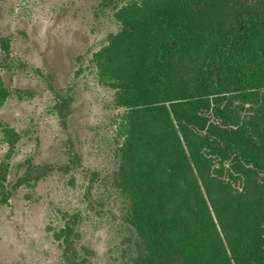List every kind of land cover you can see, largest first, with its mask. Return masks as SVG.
<instances>
[{
  "label": "trees",
  "instance_id": "obj_1",
  "mask_svg": "<svg viewBox=\"0 0 264 264\" xmlns=\"http://www.w3.org/2000/svg\"><path fill=\"white\" fill-rule=\"evenodd\" d=\"M117 1L126 2L122 28L93 61L100 82L115 90L114 104L127 111L116 168L104 179L132 233L124 264H264V0H101ZM11 60L10 38L0 36V68ZM10 95L0 74V108ZM0 128L9 144L1 206L44 173L32 176L27 159L25 172L7 183L21 134L1 120ZM90 172L97 181V169ZM226 174L259 193L246 218L241 201L227 202ZM225 208L232 216H223ZM73 232L66 223L54 234L68 245Z\"/></svg>",
  "mask_w": 264,
  "mask_h": 264
},
{
  "label": "rangeland",
  "instance_id": "obj_2",
  "mask_svg": "<svg viewBox=\"0 0 264 264\" xmlns=\"http://www.w3.org/2000/svg\"><path fill=\"white\" fill-rule=\"evenodd\" d=\"M125 3L0 0V36L10 38L12 57L9 68H0L11 91L0 120L21 134L9 159L7 183L25 172L27 159L34 164L32 176L44 173L0 206V264L125 263L132 233L119 220L115 189L104 179L116 168L127 111L114 104L115 90L100 82L93 61L121 30ZM179 136L187 147L180 131ZM8 145L0 128V162ZM44 163L54 169L46 172ZM68 165L70 170L63 171ZM96 169L99 177L93 182L90 171ZM221 179L227 202L235 208L241 201V219L246 218L259 198L257 189L242 176L240 181L227 174ZM200 186L224 237L202 181ZM230 208L223 216H232ZM66 223L74 230L68 245L54 234Z\"/></svg>",
  "mask_w": 264,
  "mask_h": 264
}]
</instances>
